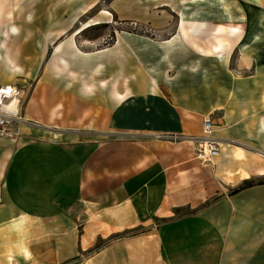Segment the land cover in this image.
<instances>
[{
	"label": "crops",
	"instance_id": "crops-1",
	"mask_svg": "<svg viewBox=\"0 0 264 264\" xmlns=\"http://www.w3.org/2000/svg\"><path fill=\"white\" fill-rule=\"evenodd\" d=\"M24 1L0 0V86L23 99L0 264H264V184L230 195L264 181V0ZM112 22L152 33L89 35Z\"/></svg>",
	"mask_w": 264,
	"mask_h": 264
},
{
	"label": "built area",
	"instance_id": "built-area-1",
	"mask_svg": "<svg viewBox=\"0 0 264 264\" xmlns=\"http://www.w3.org/2000/svg\"><path fill=\"white\" fill-rule=\"evenodd\" d=\"M22 88L15 85L0 86V136H12L13 127L22 121ZM215 129L214 121L204 122V137L195 140V154L201 163H213L219 155L221 145L211 134Z\"/></svg>",
	"mask_w": 264,
	"mask_h": 264
},
{
	"label": "rangeland",
	"instance_id": "rangeland-1",
	"mask_svg": "<svg viewBox=\"0 0 264 264\" xmlns=\"http://www.w3.org/2000/svg\"><path fill=\"white\" fill-rule=\"evenodd\" d=\"M106 4V2H105ZM23 5H37L33 0H25ZM42 5V4H40ZM133 32V33H140L144 35H151L152 31L149 28L141 27L135 23L131 24H121L117 22H112L109 26H101L99 28H95L89 32V35H101L103 34L104 37L102 38V45L113 43V41L118 36L119 32Z\"/></svg>",
	"mask_w": 264,
	"mask_h": 264
},
{
	"label": "trees",
	"instance_id": "trees-1",
	"mask_svg": "<svg viewBox=\"0 0 264 264\" xmlns=\"http://www.w3.org/2000/svg\"><path fill=\"white\" fill-rule=\"evenodd\" d=\"M113 43H114V41H113ZM113 43H109V45H111ZM261 184H264V181H254V180H252V181H246L240 187H238L237 189L231 191L230 195L238 194L239 192H242V191H244L246 189H249V188H252V187H254L256 185H261ZM208 205H210V203H208L206 206H208ZM103 247H104L103 243H100L95 248V250L98 251V250H100Z\"/></svg>",
	"mask_w": 264,
	"mask_h": 264
},
{
	"label": "bare ground",
	"instance_id": "bare-ground-1",
	"mask_svg": "<svg viewBox=\"0 0 264 264\" xmlns=\"http://www.w3.org/2000/svg\"><path fill=\"white\" fill-rule=\"evenodd\" d=\"M259 5V4H258Z\"/></svg>",
	"mask_w": 264,
	"mask_h": 264
}]
</instances>
